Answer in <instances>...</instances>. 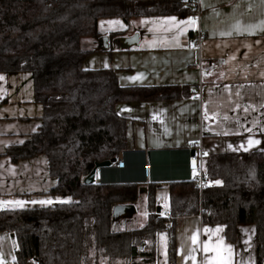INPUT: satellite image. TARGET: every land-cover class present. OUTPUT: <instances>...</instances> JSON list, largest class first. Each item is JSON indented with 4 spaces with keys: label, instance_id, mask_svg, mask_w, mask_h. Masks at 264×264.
Wrapping results in <instances>:
<instances>
[{
    "label": "trees",
    "instance_id": "obj_1",
    "mask_svg": "<svg viewBox=\"0 0 264 264\" xmlns=\"http://www.w3.org/2000/svg\"><path fill=\"white\" fill-rule=\"evenodd\" d=\"M193 12L191 0H0V73L32 72L35 99L43 105L39 131L7 152L14 161L46 155L58 180L49 192L58 201L0 212V232L17 241L13 264H155L161 231L168 264H175L176 228L191 215L224 225L232 241L239 225L254 224L257 264H264V149L204 155L202 191L194 179L143 187L85 183L98 163L128 148L119 104L186 94L177 86L123 87L114 69L85 68L91 54L110 50L101 46L100 22L119 19L128 26L144 16ZM85 39H92L90 48ZM164 189L169 208L162 214L157 201ZM142 191L150 198L148 222L131 228L114 208L135 204Z\"/></svg>",
    "mask_w": 264,
    "mask_h": 264
},
{
    "label": "crops",
    "instance_id": "obj_2",
    "mask_svg": "<svg viewBox=\"0 0 264 264\" xmlns=\"http://www.w3.org/2000/svg\"><path fill=\"white\" fill-rule=\"evenodd\" d=\"M201 7L200 19L196 11L144 16L136 18L138 25L136 19L128 26L118 19L115 29L101 30L108 47L101 46L110 50L97 51L85 61L88 69H114L123 87L186 88L185 96L177 99L119 104L118 112L127 118L128 148L121 157L130 181L118 183L193 179L196 173L189 170L188 158L197 142L203 144L205 157L264 149V0H201ZM199 28L206 38L194 46ZM216 62L219 66L213 68ZM0 77V206L54 203L58 198L49 192L58 180L51 175L48 157L14 161L7 152L42 125L34 75L23 71ZM200 81L202 98L190 87ZM145 163L151 167L143 180ZM96 181L101 182L98 174ZM217 247L229 264H257L256 226L239 225L232 241L224 225L206 224L201 215L180 218L175 264H214L217 252L212 249ZM16 248L14 234L0 232V264H13Z\"/></svg>",
    "mask_w": 264,
    "mask_h": 264
},
{
    "label": "rangeland",
    "instance_id": "obj_3",
    "mask_svg": "<svg viewBox=\"0 0 264 264\" xmlns=\"http://www.w3.org/2000/svg\"><path fill=\"white\" fill-rule=\"evenodd\" d=\"M118 22V19H108L102 20L100 22L101 30L115 29ZM134 24L138 25L139 20H134ZM85 48H90L92 46V39H85L83 43ZM144 185H142L143 187ZM159 199L157 201V210L162 214H165L169 208L168 192L164 189L159 192ZM150 198L146 191H142L139 195L138 201L134 204L135 211L132 214L126 212L123 214L124 223L131 228L142 227L148 222V215L150 209ZM156 257L155 264H168V254H167V238L166 233L161 231L158 234L156 241Z\"/></svg>",
    "mask_w": 264,
    "mask_h": 264
},
{
    "label": "built area",
    "instance_id": "obj_4",
    "mask_svg": "<svg viewBox=\"0 0 264 264\" xmlns=\"http://www.w3.org/2000/svg\"><path fill=\"white\" fill-rule=\"evenodd\" d=\"M191 6L195 9L198 18L200 19L202 14L201 0H191ZM205 38L206 34L201 28H199V31L196 33L195 37L192 40V44L194 46H200ZM218 66L219 64L217 62L212 65L213 68H218ZM190 87L198 93V96L200 98H202L204 92V83L202 81L192 84ZM204 152L205 151L203 144L201 142H197L193 146L188 158V168L190 171L196 173L193 179L196 180V186L200 191H202L207 184L206 175L204 174L203 169V160L205 155ZM117 159L119 161L121 159V155L118 156ZM150 167L151 165L149 164L147 168V177H149L150 174ZM8 209H10L8 206H0V212L6 211ZM167 215H171V212L168 211Z\"/></svg>",
    "mask_w": 264,
    "mask_h": 264
},
{
    "label": "water",
    "instance_id": "obj_5",
    "mask_svg": "<svg viewBox=\"0 0 264 264\" xmlns=\"http://www.w3.org/2000/svg\"><path fill=\"white\" fill-rule=\"evenodd\" d=\"M138 35H135L137 38ZM130 39V38H129ZM127 39H124L123 42ZM102 45L108 47V37L104 36L102 38ZM124 155V154H123ZM127 161L123 157L118 161L117 158H113L112 160L103 161L98 163L96 168L85 178V183L92 184L96 182L97 174L100 176L101 183H118V182H126L130 181L127 177V170H126ZM149 164L143 165V180L147 178L148 175V168ZM135 211L134 204H121L117 205L114 208L115 214H125L128 212L132 214Z\"/></svg>",
    "mask_w": 264,
    "mask_h": 264
},
{
    "label": "snow or ice",
    "instance_id": "obj_6",
    "mask_svg": "<svg viewBox=\"0 0 264 264\" xmlns=\"http://www.w3.org/2000/svg\"><path fill=\"white\" fill-rule=\"evenodd\" d=\"M171 19L175 20V18H171ZM190 19H192V18H190ZM0 79H3V77H0ZM249 143L251 144L252 141L250 140ZM216 183H219V181H217ZM16 203L18 205H21V206L23 205L22 201H19V202H16ZM40 203H49L50 204V203H52V201L51 200H49V201H41ZM192 239H193L194 242L196 241V237L195 236H193ZM204 251L205 252L209 251V247H208L207 243L205 244ZM212 251L217 252V259L215 260L214 264H229V260L225 259L223 255H220L219 247L212 249Z\"/></svg>",
    "mask_w": 264,
    "mask_h": 264
}]
</instances>
